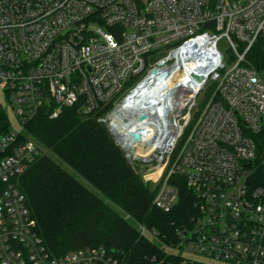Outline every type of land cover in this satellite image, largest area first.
<instances>
[{
    "label": "built area",
    "instance_id": "obj_1",
    "mask_svg": "<svg viewBox=\"0 0 264 264\" xmlns=\"http://www.w3.org/2000/svg\"><path fill=\"white\" fill-rule=\"evenodd\" d=\"M258 48L264 0H0V111L10 122L0 127V264H122L104 247L53 255L18 185L43 154L27 124L71 108L106 125L129 163L156 175L146 178L156 209L172 212L183 184L192 197L195 215L170 242L138 226L161 244L148 264H264V187L254 182L264 164ZM128 100L122 120L139 136L129 143L113 124Z\"/></svg>",
    "mask_w": 264,
    "mask_h": 264
},
{
    "label": "trees",
    "instance_id": "obj_2",
    "mask_svg": "<svg viewBox=\"0 0 264 264\" xmlns=\"http://www.w3.org/2000/svg\"><path fill=\"white\" fill-rule=\"evenodd\" d=\"M251 59L258 69L264 68L262 48ZM8 126L7 115L0 111V127L7 130ZM26 130L53 155L41 154L18 181L53 255L104 247L122 264H148V257L159 254L160 246L142 237L137 226L155 230L170 242L176 227L195 215L184 184L172 212L156 209L153 186L138 176L104 125L96 118L82 117L77 108L65 109L57 119L43 111ZM254 178L256 186L264 187L263 163Z\"/></svg>",
    "mask_w": 264,
    "mask_h": 264
},
{
    "label": "rangeland",
    "instance_id": "obj_3",
    "mask_svg": "<svg viewBox=\"0 0 264 264\" xmlns=\"http://www.w3.org/2000/svg\"><path fill=\"white\" fill-rule=\"evenodd\" d=\"M219 48H220V50L223 52V54L225 55V63H226L227 68L232 67V66L234 65L235 58H234V56H233V53H232L231 50H230V47H229L228 43H227L226 41H222L221 44L219 45ZM207 98H208L207 92H203L202 95L200 96L199 101H200L201 103H203V102H205V101L207 100ZM5 104H6V103H5ZM6 108H7V111H8V113H9V118H10V120H11L13 126H17L18 121H17L16 117H15L14 114H13V109H12V107H11L10 105H7ZM101 124H102V123H101ZM103 125H104V124H103ZM104 127L107 129L106 125H104ZM111 137H112V136H111ZM42 148H43V147H42ZM43 154H45V155H47V156H49V155H50V156H53L51 151H48V152H47V150H45L44 148H43ZM127 155H128V154H126V156H127ZM136 169H137V174H138V176H140V178H142V180H143L146 184H148L149 186H153V184H152L151 182H147V181H146V178H147L146 175H150V174H148L149 172L146 170L145 167L142 166L141 163H136ZM82 182L84 183V185H85L86 187H88L90 190H92L95 194L100 195V193H99L98 191L94 190V188H93L89 183H87V182L84 181V180H82ZM137 228H138V226H137ZM150 230H152V229H150ZM145 239H146V238H145ZM147 240H148V239H147ZM149 241H151V242H153V243H155V244L161 246V244H160V242H159L158 240H154V239H152V240H149ZM175 252H177V253H179V254L188 255V253H186L185 251L176 250Z\"/></svg>",
    "mask_w": 264,
    "mask_h": 264
},
{
    "label": "bare ground",
    "instance_id": "obj_4",
    "mask_svg": "<svg viewBox=\"0 0 264 264\" xmlns=\"http://www.w3.org/2000/svg\"><path fill=\"white\" fill-rule=\"evenodd\" d=\"M127 106L125 108L120 109L119 114H116L114 116V122L113 124L115 125V127L118 130H121L124 133H128L129 132V122H123V118L126 116L127 111H129V100L127 101ZM156 175H148V179H152L155 178Z\"/></svg>",
    "mask_w": 264,
    "mask_h": 264
},
{
    "label": "water",
    "instance_id": "obj_5",
    "mask_svg": "<svg viewBox=\"0 0 264 264\" xmlns=\"http://www.w3.org/2000/svg\"><path fill=\"white\" fill-rule=\"evenodd\" d=\"M157 73H158L157 70L153 71V74H157ZM145 119H146V115H144V114H138V115L135 116V120L136 121H140L141 122V121H144ZM124 139L127 140L128 143H129V141L135 142V141H137L139 139V136L137 134H135V133H131L130 136H129V133H128V135H126L124 137Z\"/></svg>",
    "mask_w": 264,
    "mask_h": 264
}]
</instances>
